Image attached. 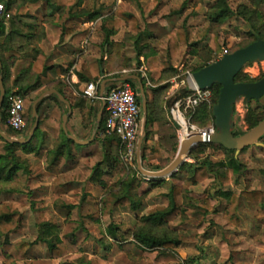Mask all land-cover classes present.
<instances>
[{
    "label": "trees",
    "instance_id": "1",
    "mask_svg": "<svg viewBox=\"0 0 264 264\" xmlns=\"http://www.w3.org/2000/svg\"><path fill=\"white\" fill-rule=\"evenodd\" d=\"M1 1L5 5V11L10 16L8 18L9 30L5 32L4 18L0 14V61L5 89V96L0 109V127L10 137H21L20 133L25 134L23 136H27L33 123L31 105L38 95L45 90L56 89L66 99H70L64 91L67 86L66 75L70 65L64 67L48 63L47 57L39 47V43L45 36L44 27L37 23L28 25L25 21L34 17L28 4L41 5L43 11L50 10L49 16L55 14L64 4L69 6L72 18H79L87 14L89 20H95L101 16L99 15V11L87 13L80 9V1L78 0ZM182 11L183 7L172 10L169 14H178ZM232 15H239L249 25L246 37L238 43V48L244 47L258 38L264 40V22L257 23L258 15L256 12L248 10L245 6L233 11L229 6V0H214L208 7L203 25L199 28L187 24L186 21L180 26L172 27L166 34L164 55H159L157 48L143 42L151 39L153 35L140 28L138 19L133 13L117 8L114 12L100 18V28L104 33L102 44L104 43L105 49L101 52V56L91 63L95 73L94 77H84L78 72V78L79 81L87 84L95 82L98 79L100 67L102 68V74H105L101 80L106 77L121 76L123 75L122 70L133 67L132 59L126 55L124 41L115 42L111 40V36L118 32L121 22L128 26L129 31L126 38L133 39L136 66L138 67L141 64V58H143V63L146 65V78L141 76V73L136 69H132L129 72L141 78L147 99L146 135L141 147V162H145L149 156L154 157L157 162L154 165L144 167L145 169L157 171L164 168L169 160L163 157V151L168 152L173 150L175 152L178 146L176 130L173 127L160 129L159 123L166 118L168 110H172L177 102H180L182 107L187 96L192 93L187 86H184L173 91L172 95H169L171 87L170 79L176 78L179 73L177 67L172 63L176 58L179 44L187 46L188 53L200 59L201 62L190 69L191 72L197 71L219 57L221 53L218 40L220 25ZM25 25L29 28L28 32L23 30ZM87 32L88 30H82L73 34V30L63 27L62 37L70 36L71 42L80 44L87 36ZM23 42L25 45H31L30 51L22 52L21 45H23ZM17 44L19 45L16 46ZM248 64L246 63L245 65ZM243 68L235 75V82L255 81L264 76V73H261L258 77L251 78L243 72ZM60 76L64 77L61 78ZM126 82L132 86L137 96L139 93L137 81L129 80ZM99 83L97 85V93L99 91ZM115 84V82L108 83L106 91L115 86ZM219 88L220 85L218 84L211 85L209 88L211 92L209 101H203L193 110H187L184 113V115L187 114L189 116L191 125L194 124L199 128H204L208 124H211L214 128L212 107L217 100ZM11 92L20 94L23 98L26 127L21 132L13 130L6 122L8 110L7 97ZM29 92L34 94L32 98H26V94ZM77 93L78 95L80 94L79 91ZM77 93L72 107L79 108L86 106L89 129L85 136L80 137L81 139H85L91 134L99 108H94L90 101L87 106L88 98L83 95V97L77 96ZM137 100L140 104L141 99L137 97ZM47 101L53 102V105L45 116L40 117V109ZM245 108L244 121L247 125V130H249L264 118V113L259 112L257 107H251L250 102L245 105ZM37 112L39 114L38 126L29 142L25 144L7 143L0 137V140L3 142V148L0 152V195L18 191L16 186L18 172L27 171V165L17 154L18 151L24 154H39L40 149L44 146L46 135H49L54 140L53 148L49 151L51 154V164L56 165L61 158L65 157L69 159L71 157L72 147L77 149L81 147L68 139L62 129V115L66 112V107L56 95L46 96L39 102L37 104ZM105 115L106 111L104 108L101 122L94 138L95 141L101 140L104 159L94 167L89 180L94 184L100 185L102 188L106 187L105 181L110 180L112 183L107 187V190L114 197L113 207L133 208L131 194L135 187H139L140 178L147 180L150 188L159 187L163 184L165 178L146 179L141 174H139L140 177H137L138 171L136 168L133 170L129 169L125 174L124 172L118 173L120 141L115 134L106 132L104 128ZM70 119L71 115L68 118L67 129L69 133L74 134L70 127ZM154 133H156L157 138L153 141L152 145H148V142L153 140ZM241 133L243 132H238L235 128L233 129L234 135ZM207 148L221 149L227 152L229 157L227 160L212 163L207 157H200ZM234 153V150H229L219 144L209 142H202L191 148L187 154V158L193 161H185L170 176H174V173L179 172L180 169L187 168V179L195 185L214 175L219 184L214 192L203 195L198 201L189 204L185 201L186 191L184 188L179 184H172L165 193L167 205L162 209L153 210L138 218L130 233L132 240L127 241L124 234L118 233L117 225L114 223H109L106 227V234L119 242L120 248L127 254H130L131 246H136L142 250L157 251L155 256L156 261H176L178 257L175 248L180 245L181 239L178 232L171 227V224L178 226L184 223L197 210H203L204 213L215 211V207L209 204L210 198L224 199L225 205L222 208V213L226 218V223L228 225H237L238 217L235 211L239 197L244 195L253 203L264 205V192L253 190L241 191L236 194L228 188L225 189V186L230 183L231 176L238 174L242 167L241 163L234 156ZM104 165L109 170L106 171L103 168ZM143 193L145 194L147 191ZM92 217L98 220L96 214L92 215ZM1 221H9V217L0 214ZM37 242L46 244L52 258L61 257L76 249L74 241L68 240L65 235L59 233L57 222L54 218L39 223L37 236L34 241L24 239L9 241L8 239L0 238V249L8 259L19 260L26 258L28 248Z\"/></svg>",
    "mask_w": 264,
    "mask_h": 264
},
{
    "label": "rangeland",
    "instance_id": "2",
    "mask_svg": "<svg viewBox=\"0 0 264 264\" xmlns=\"http://www.w3.org/2000/svg\"><path fill=\"white\" fill-rule=\"evenodd\" d=\"M78 1H80V9L87 13L99 11V15L102 17L119 8L134 15L137 14L139 21H147L152 14L157 13L158 16H165L172 10H177L161 7V0ZM213 1L182 0L179 9L189 6L190 10L192 9L189 15L192 16V13H195L194 9L197 7L199 13L202 16L204 14V16L201 18L200 23L191 17L194 20L190 25L199 28L203 25L208 7ZM177 4L179 5V3ZM152 5L154 7H151ZM28 6L34 7L33 4H28ZM229 6L233 11L245 6L248 10L256 12L258 15L257 23L264 22L263 0H229ZM47 11L50 12V10ZM51 16L54 19L57 16L56 19L62 21L64 28L73 30L68 25H71V20L75 18H72L67 4L62 5ZM101 17L96 18L93 23L94 32L99 37L95 45L103 51L105 46H102L104 33L100 28ZM79 18L86 19L87 14ZM184 21L188 24L186 19ZM248 30V23L239 15L228 17L220 25L218 33L221 53L224 49L228 52L237 49L238 43L245 39ZM121 41H124L126 55H129L128 57L132 59L133 63V67L122 70V73H129L132 69L139 72L138 69L141 64L146 68V65L142 62L138 67L136 66L133 39L126 38V35H124ZM143 42L152 46L151 41L148 39ZM164 43H166V40ZM164 47L166 48V45ZM156 48L159 53L161 49ZM165 48L161 50L162 53L159 55L165 54ZM96 50L97 52L100 51ZM177 58L175 65L179 72V78L177 76L173 82H170L169 95H172L173 91L188 85L187 82L190 80L188 74L192 73L190 69L201 62L197 56L188 53V48L185 45ZM262 65L264 66V63ZM258 67L260 68L261 65L258 64ZM175 82L178 85L172 91ZM79 93L80 97H83L82 90ZM79 95L77 93V96ZM33 96L32 92L26 94V98H32ZM67 96L70 98L68 100L71 102L72 107L76 95L67 93ZM137 97L140 98L139 93ZM89 101L94 108H99L101 105L100 100L88 99L87 106ZM249 102L251 107H257L259 112L264 113V96ZM242 104V100L238 99L237 109L239 112L234 111L233 113L234 128L238 132L247 130L244 121L246 108ZM52 105L53 102L51 101L45 102L40 109V117L45 116ZM242 114L243 117H241ZM184 116L188 124L189 116L187 114ZM87 120L86 106L72 107L70 127L78 138L87 134L89 129ZM141 122L142 113L140 112L139 133ZM159 126L160 129L173 127L178 137L177 129L179 127L173 120L171 110H168L166 118L159 123ZM211 127V124L204 128H199L194 124L193 127H190L188 124L187 132L210 129ZM20 135L25 134L20 133ZM156 138L157 135L154 133V138L148 142V145H152ZM258 142L260 144L251 145L237 154L234 153L242 167L238 174L231 176L230 183L225 186V189L228 188L236 194L241 191L253 190L264 192V136ZM53 145V138L46 135L44 146L40 149L39 154H24L18 151L17 154L27 165V171L18 172L16 184L18 191L0 195V214L9 217V221L0 222V238L9 241L17 239L34 241L39 223L54 218L59 233L65 235L68 240L74 241L76 249L61 257L52 258L46 244L37 242L28 248L26 258L19 260L8 259L0 249V264H264V205L253 203L244 195L239 197L235 211L238 217L237 225L226 223V218L222 213L225 200L221 198H210L209 200V204L215 207V211L204 213L203 210H197L184 223L178 226L171 224V227L178 232L181 239L180 245L175 248L178 260L156 261L157 251L142 250L136 246H131L130 254H127L122 251L119 242L106 234L105 230L109 223L117 225L118 233L124 234L127 241L132 240L130 233L138 218L167 205L165 193L170 185H181L186 191V203L192 204L203 195L214 192L217 185H219L214 175L193 185L187 179V168H183L174 173V176L166 177L163 184L156 188H150L149 182L140 178L139 187H135L131 194L133 208L120 206L115 208L112 205L114 197L107 190L112 182L110 180L105 181L106 187L102 188L89 180L94 167L104 159L101 140H93L90 144L81 146L78 149L72 147L71 157L69 159L61 158L56 165L51 164V154L49 153ZM2 148L3 142L0 140V152ZM176 151H163L162 155L170 162ZM200 157H207L212 163H215L227 160L229 154L221 149L207 148ZM191 161L193 160L186 157V162ZM156 162L154 157L149 156L145 162L141 163L146 168V166L154 165ZM119 163L118 173L124 172L125 174L129 169L136 168V160H128L121 151ZM103 168L106 171L109 170L106 165ZM137 177H140L139 173ZM144 191H147V193L144 194ZM95 214L98 220L92 217Z\"/></svg>",
    "mask_w": 264,
    "mask_h": 264
},
{
    "label": "water",
    "instance_id": "3",
    "mask_svg": "<svg viewBox=\"0 0 264 264\" xmlns=\"http://www.w3.org/2000/svg\"><path fill=\"white\" fill-rule=\"evenodd\" d=\"M264 61V40L256 39L244 47L237 48L232 52L223 53L216 60L199 68L197 71L191 73V78L195 85L201 89H209L211 85H220L217 100L212 107V115L214 117V128L212 131L208 129L191 131L178 140L177 151L174 158L162 169L157 171H150L145 169L141 163V147L146 135V121H147V99L144 93L141 78L135 74L125 73L117 77H106L99 83V100L101 105L96 114L94 127L88 139H80L77 136L68 132L67 122L72 113L71 102L66 99L56 89H48L38 95L31 105V118L33 119L32 126L27 136L10 137L0 127V137L7 143L25 144L29 142L38 126L39 114L37 112V104L41 102L46 96L56 95L58 99L65 105L66 112L62 115L61 126L68 139L80 146H86L94 140L97 130L99 128L103 109L105 107L104 94L106 86L110 82H124L129 80H136L138 83L139 95L141 99V113L142 122L140 133L136 142V169L139 174L147 179L150 178H166L173 172L177 171L181 164L186 161V157L191 148L199 143L209 142L219 144L226 149L234 150L235 154L243 148L251 145L260 144L258 140L264 136V118L261 119L254 127L239 134L234 135V104L238 99L246 105L251 100H258L264 96V76L250 82H235V75L243 68L246 63ZM2 64L0 61V109L5 96V89L3 86ZM1 122V115H0Z\"/></svg>",
    "mask_w": 264,
    "mask_h": 264
},
{
    "label": "crops",
    "instance_id": "4",
    "mask_svg": "<svg viewBox=\"0 0 264 264\" xmlns=\"http://www.w3.org/2000/svg\"><path fill=\"white\" fill-rule=\"evenodd\" d=\"M161 2V7L179 9L182 0H161ZM177 3H179V5ZM33 5L34 7L29 8L30 11L34 14V17L26 19L25 21L28 23V25L37 23L41 24L44 27L45 36L39 43V47L47 57L49 64H58L64 67L70 65L68 73L66 75L67 86L65 87L64 91L66 94L70 93V95H76L77 91L83 90L86 85L85 82L79 81L78 72L81 73L84 77L93 78L95 73L93 67L91 66V63L99 58L100 52H102L100 50V47H96L95 45V42L99 37H97L94 32V20H89L88 18H79L80 20L78 18H75L74 20H71L72 24L68 26L73 28V34L77 31L88 30L87 36L80 42V44H75L70 41V36L62 37L63 26L61 20L58 21L56 17L54 19V17L49 16L47 10H42L41 5ZM149 6L150 4L148 5V7ZM151 7H154V5H152ZM191 10L188 6L183 8L182 13L178 14L170 15L168 13L165 16H158L156 13L152 14L151 18H149L147 21H139L140 19L137 17L138 15L135 14V16L138 19L140 28L146 30L147 32H150L153 35L151 39H148L149 41H151L152 46L155 48L159 47L162 50L163 48H165L164 41L166 40V34L172 27L180 26L185 19L187 20L188 24H192L194 19L198 23L202 21L201 18L204 16V14L202 16L196 7L194 9L195 13H192V16H190L189 12H191ZM191 17H193L194 19ZM3 23L5 25V32H7L9 30L8 19H4ZM23 30L25 32H28L29 28L25 25L23 27ZM128 31L129 27L122 22L120 24L118 32L111 36V40L120 42L124 35H127ZM22 44V52L31 50V45H25L24 42ZM18 45L19 44H17L16 46ZM102 45H104V43ZM183 46L184 45L179 44L176 58L172 61L175 67H177L175 64ZM96 49L100 51L97 52ZM161 50H159V54L162 53ZM141 62L143 63V58H141ZM103 76H105V74H102V68L100 67V73L95 83L101 82V78ZM60 77L63 78L64 76ZM174 80L175 77L170 79V82H173ZM177 85L178 83L175 82V84L172 86L173 89L171 90L173 91L174 88H176L175 86Z\"/></svg>",
    "mask_w": 264,
    "mask_h": 264
},
{
    "label": "built area",
    "instance_id": "5",
    "mask_svg": "<svg viewBox=\"0 0 264 264\" xmlns=\"http://www.w3.org/2000/svg\"><path fill=\"white\" fill-rule=\"evenodd\" d=\"M0 14H2L4 19H8L10 16L9 13L5 11V5L1 0ZM223 53H228V51L224 49L219 56H221ZM263 63L264 61L249 63L248 65L244 66L243 72L251 78H256L261 73H264V66L262 65ZM258 64L261 65L260 68L258 67ZM138 70L141 73V76L146 78V68L143 64L140 65ZM188 75L190 80L187 82V87L192 91V93L187 96L182 107L181 103L177 102L174 108L171 110L173 120L179 127L177 129L178 140L182 136L188 134V124L190 127H193L189 121L187 124L184 113L187 110H193L199 103L203 101H209L211 96L209 89H199L193 82L191 74L189 73ZM97 85L98 83L94 82L87 83L82 90V95L91 100H99ZM7 101V125L13 130L21 132L26 127V116L23 110V98L20 94L11 92L7 97ZM104 101V108L106 111L104 128L106 132L113 133L118 137L120 141V151L124 157H126L128 160L135 159L136 142L140 128L141 108L134 89L126 81L117 82L115 86L105 92ZM234 111L237 113L239 112L237 109V101L234 104ZM241 117H243V114ZM208 130L212 131L213 127Z\"/></svg>",
    "mask_w": 264,
    "mask_h": 264
},
{
    "label": "flooded vegetation",
    "instance_id": "6",
    "mask_svg": "<svg viewBox=\"0 0 264 264\" xmlns=\"http://www.w3.org/2000/svg\"><path fill=\"white\" fill-rule=\"evenodd\" d=\"M244 105V104H243Z\"/></svg>",
    "mask_w": 264,
    "mask_h": 264
}]
</instances>
